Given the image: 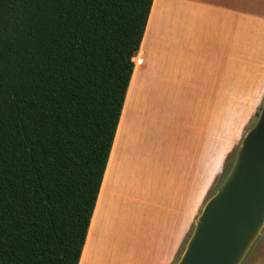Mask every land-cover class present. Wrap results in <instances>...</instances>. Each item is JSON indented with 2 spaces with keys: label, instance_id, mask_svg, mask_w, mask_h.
<instances>
[{
  "label": "crops",
  "instance_id": "1",
  "mask_svg": "<svg viewBox=\"0 0 264 264\" xmlns=\"http://www.w3.org/2000/svg\"><path fill=\"white\" fill-rule=\"evenodd\" d=\"M133 61L78 264L184 248L264 95V0H153Z\"/></svg>",
  "mask_w": 264,
  "mask_h": 264
},
{
  "label": "trees",
  "instance_id": "2",
  "mask_svg": "<svg viewBox=\"0 0 264 264\" xmlns=\"http://www.w3.org/2000/svg\"><path fill=\"white\" fill-rule=\"evenodd\" d=\"M152 1L0 0V264H78Z\"/></svg>",
  "mask_w": 264,
  "mask_h": 264
},
{
  "label": "water",
  "instance_id": "3",
  "mask_svg": "<svg viewBox=\"0 0 264 264\" xmlns=\"http://www.w3.org/2000/svg\"><path fill=\"white\" fill-rule=\"evenodd\" d=\"M264 226V105L175 264H239Z\"/></svg>",
  "mask_w": 264,
  "mask_h": 264
},
{
  "label": "rangeland",
  "instance_id": "4",
  "mask_svg": "<svg viewBox=\"0 0 264 264\" xmlns=\"http://www.w3.org/2000/svg\"><path fill=\"white\" fill-rule=\"evenodd\" d=\"M264 105V95L262 96V99L260 100V103L258 104V106L256 107V110L253 114V117L250 119L246 130L244 132V134L242 135V139L244 137V135L246 134V132L255 124V122L258 119V116L260 114V111L262 109ZM242 139H240V141L238 142V144L233 147L232 151L227 155L226 161L224 163V167L222 169V173L218 176L216 182L214 183V185L212 186V188L210 189V192L206 198V200L204 201L203 205L205 204V202L207 201V199L209 197H211L214 192L217 190L218 186L221 184V182L224 180L225 176H227V174L229 173L231 166H232V162H234L237 151L240 147L241 141ZM192 232V231H190ZM191 235V233H190ZM189 238V235L186 237L185 241H184V247L187 243V240ZM264 246V226L262 227L261 231L259 232V234L256 236V238L253 240V242L251 243V245L249 246V248L247 249L246 253L244 254L243 258L241 259L239 264H264V259H261L259 261H257V259H255L257 256H255V254L259 251L260 247ZM184 250V248L182 247V249L180 250V252L178 253L177 257L173 259L172 264H175L182 251ZM257 261V262H256Z\"/></svg>",
  "mask_w": 264,
  "mask_h": 264
}]
</instances>
